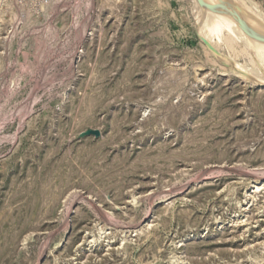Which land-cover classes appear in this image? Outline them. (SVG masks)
Instances as JSON below:
<instances>
[{
    "label": "rangeland",
    "instance_id": "rangeland-1",
    "mask_svg": "<svg viewBox=\"0 0 264 264\" xmlns=\"http://www.w3.org/2000/svg\"><path fill=\"white\" fill-rule=\"evenodd\" d=\"M215 46L194 0H0V264H264V85Z\"/></svg>",
    "mask_w": 264,
    "mask_h": 264
},
{
    "label": "bare ground",
    "instance_id": "bare-ground-1",
    "mask_svg": "<svg viewBox=\"0 0 264 264\" xmlns=\"http://www.w3.org/2000/svg\"><path fill=\"white\" fill-rule=\"evenodd\" d=\"M203 1L212 7L194 0L202 37L217 45L215 47L221 44L229 50L225 48L229 53L220 52L219 56L224 63L235 66L237 77L264 85V13L256 3L247 0ZM241 21L249 31L242 27ZM241 56L247 57L246 61L243 60L246 64L239 63ZM263 185L264 179H257L248 192Z\"/></svg>",
    "mask_w": 264,
    "mask_h": 264
},
{
    "label": "water",
    "instance_id": "water-1",
    "mask_svg": "<svg viewBox=\"0 0 264 264\" xmlns=\"http://www.w3.org/2000/svg\"><path fill=\"white\" fill-rule=\"evenodd\" d=\"M199 2H200L201 4L206 5L207 7H212V5L205 3L203 0H199ZM241 25H242V27H243L244 29H246L247 31H249L248 28L246 27V24H245L243 21H241ZM250 33L253 34V32H251V31H250Z\"/></svg>",
    "mask_w": 264,
    "mask_h": 264
}]
</instances>
